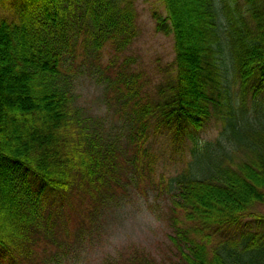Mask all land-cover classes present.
Masks as SVG:
<instances>
[{"label": "trees", "instance_id": "obj_1", "mask_svg": "<svg viewBox=\"0 0 264 264\" xmlns=\"http://www.w3.org/2000/svg\"><path fill=\"white\" fill-rule=\"evenodd\" d=\"M159 1L156 29L171 34L174 56L152 86L127 54L141 31L136 0H4L15 15L0 6V264H48L49 243L56 260L80 244L127 164L151 176L159 135L175 148L195 142L167 181L170 253L139 245L102 264H264V227L235 238L264 215V0ZM81 65L101 70L127 142L77 101V82L96 73ZM214 119L219 136L197 139Z\"/></svg>", "mask_w": 264, "mask_h": 264}, {"label": "rangeland", "instance_id": "obj_2", "mask_svg": "<svg viewBox=\"0 0 264 264\" xmlns=\"http://www.w3.org/2000/svg\"><path fill=\"white\" fill-rule=\"evenodd\" d=\"M8 4H5L4 0L0 1L1 12L5 11L15 15V8H11ZM136 4L139 15L138 25L141 31L133 46L127 50V54H132L135 57V68L143 72L152 86L173 59V40L171 34L156 29L153 10L156 8L165 14L166 9L162 2L159 0H136ZM104 53L102 61L106 63L105 58L108 57V51L105 50ZM81 57L82 55L77 57V62ZM87 66L81 65L80 68H88L86 70L88 74L96 73L93 78L87 75L81 78V82H77V101L100 122L112 125L111 138L115 136L119 141L127 142L128 130L125 129L120 117H113V111L105 102L103 93L105 83L98 79L101 70L98 66L94 67L95 65ZM220 131L218 121L214 119L208 126L198 131L197 139H216ZM111 141L114 142L112 139ZM193 144L195 142L188 138L179 142L175 148L171 138L159 135L153 144L157 163L151 176L148 178L142 176L139 166L133 172L132 167H128L127 164L128 177L123 179L121 187H118L116 198L112 201L113 206L99 215L102 219L100 226L88 228L81 243L72 245L65 255H59L58 260L49 253V249H56V246L49 243L48 264H102L108 256H113V249L117 251L118 255L116 256L119 257L121 254L130 252L133 247L141 248L139 245L146 249V256L154 255L159 258L165 256L166 258L170 253L167 248V244H169L167 237L169 231L167 227L169 209V199L166 195L167 181L171 175L184 168L191 160ZM259 209L264 214V204ZM154 221L158 222V226L155 228L153 227ZM244 225L240 227L238 233L236 232V239H241L243 232L252 231L258 227L263 228L264 215L259 218L258 216L251 217L246 220ZM62 240L64 241V239H60V241ZM44 247L45 243H41L35 248L43 254ZM4 261L5 259L0 260V263Z\"/></svg>", "mask_w": 264, "mask_h": 264}, {"label": "clouds", "instance_id": "obj_3", "mask_svg": "<svg viewBox=\"0 0 264 264\" xmlns=\"http://www.w3.org/2000/svg\"><path fill=\"white\" fill-rule=\"evenodd\" d=\"M158 226V222H153V227L155 228V227H157ZM133 239H135V238H133ZM112 255L113 256H116V255H118V253H117V251L115 250V249H113L112 250Z\"/></svg>", "mask_w": 264, "mask_h": 264}]
</instances>
